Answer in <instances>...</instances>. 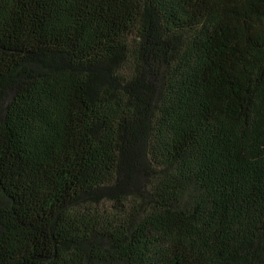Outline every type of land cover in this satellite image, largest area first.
Here are the masks:
<instances>
[{
  "label": "trees",
  "instance_id": "16d2710c",
  "mask_svg": "<svg viewBox=\"0 0 264 264\" xmlns=\"http://www.w3.org/2000/svg\"><path fill=\"white\" fill-rule=\"evenodd\" d=\"M0 264H264V0H0Z\"/></svg>",
  "mask_w": 264,
  "mask_h": 264
}]
</instances>
